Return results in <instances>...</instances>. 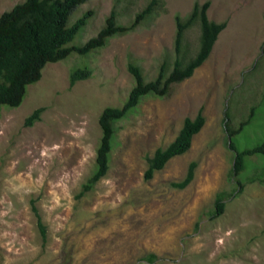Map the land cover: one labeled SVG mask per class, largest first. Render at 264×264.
<instances>
[{"label": "rangeland", "instance_id": "1", "mask_svg": "<svg viewBox=\"0 0 264 264\" xmlns=\"http://www.w3.org/2000/svg\"><path fill=\"white\" fill-rule=\"evenodd\" d=\"M22 1L0 0V15ZM150 1L88 0L70 17L73 23L93 12L70 45L95 37L111 12L118 25H130ZM205 2L207 18L226 23L208 58L173 84L168 97L141 98L115 124L106 175L77 197L95 169L101 111L120 107L134 85L128 64L138 66L146 82L163 63L170 73L175 18ZM199 33L198 23L186 31L183 65L197 53ZM83 66L90 78L70 87V74ZM37 108L44 109L39 121L25 127ZM200 109L205 123L188 151L145 180L147 158ZM263 141L264 0H159L131 32L87 56L47 64L19 107L1 109L0 264H264V154L245 158L241 193L231 178L235 151ZM191 162L189 185L172 187ZM219 193L225 209L212 219ZM31 202L46 228L44 241Z\"/></svg>", "mask_w": 264, "mask_h": 264}, {"label": "trees", "instance_id": "2", "mask_svg": "<svg viewBox=\"0 0 264 264\" xmlns=\"http://www.w3.org/2000/svg\"><path fill=\"white\" fill-rule=\"evenodd\" d=\"M87 1L23 0L0 15V112L3 107L14 109L21 105L27 87L41 79L42 70L47 64L58 63L72 54L87 56L94 50L103 48L108 39L134 30L144 19L151 16L159 5V0H151L140 13L135 15L128 26L118 25L115 13L111 12L105 20L104 27L95 37L81 46L70 45L93 14L88 11L75 22L70 23L73 11ZM209 6V2L202 5L195 3L191 13L185 19L176 16L174 39L176 58L170 73H167L168 64L163 63L156 77L146 82L141 69L133 63L128 64L127 69L134 79V85L120 107H106L101 111L98 117L101 136L95 153V169L82 185L77 197L91 191L94 185L106 175L115 138V124L126 118L136 108L141 98L148 95L158 98L168 97L173 84L190 78L195 69L206 61L218 35L226 27L224 22L215 23L207 18L206 11ZM195 23L199 24V48L195 56L183 65L180 58L181 44L186 31ZM90 76L91 70L87 66L77 68L70 74L69 85L72 87L76 82L89 79ZM43 110V108L35 109L25 119L24 126L31 127L39 121ZM204 123L205 118L201 109L194 118H185L175 139L167 147L156 149L152 157L147 158L148 166L144 172V179L150 180L154 173L163 169L170 159L186 153L193 136L201 130ZM244 124H241V127ZM238 132L239 130H236L232 133ZM229 149L233 150L231 144ZM255 154H264V141L253 149L235 151L231 169V178H234L235 184L234 191L238 193L243 191L245 184L238 180V175L245 168V158ZM195 167L196 163L191 162L183 180L172 183V187L180 190L186 188L193 179ZM254 180L250 179V181ZM224 200L223 194H217L210 216L212 219L223 214L226 205ZM31 205L37 230L44 241L46 228L41 222L34 203L31 202ZM147 259L151 261L153 256L150 255Z\"/></svg>", "mask_w": 264, "mask_h": 264}]
</instances>
